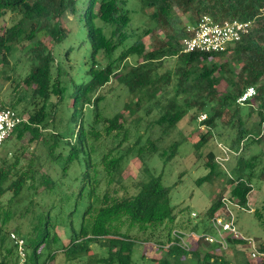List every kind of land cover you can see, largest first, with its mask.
Returning a JSON list of instances; mask_svg holds the SVG:
<instances>
[{
	"label": "trees",
	"instance_id": "1",
	"mask_svg": "<svg viewBox=\"0 0 264 264\" xmlns=\"http://www.w3.org/2000/svg\"><path fill=\"white\" fill-rule=\"evenodd\" d=\"M137 2L149 25L144 30L132 27L129 0H0V19L8 13L15 19L0 31V66L8 67L9 58L21 46L31 61L22 82L32 89L31 98L39 101L12 135L19 140L29 135V143L41 144L45 159L60 169L59 178L55 180L44 170L45 161L38 164L33 160L35 156L25 165L19 156H13L12 162L0 159V198L11 193L8 200L11 204L23 192L31 193L18 217L21 220L28 216L29 219L25 226L20 222L14 228L16 235L25 241L27 264H46L41 262L43 249L47 251L46 261L55 257L57 252L52 248L59 240L56 218L71 196L74 207L80 200H84L85 205L78 230H73L67 245L60 249L67 261L84 258V264H132L136 243L153 241L164 245L169 241L177 217L170 204L171 188L162 184L161 176L150 175L146 181L136 182V191L128 194L122 165L131 153L143 165L154 154L166 162L174 157L179 142H173L161 153L156 142L161 136H167L189 112H194V118L206 114L201 124L209 129L194 145L196 152L211 138L216 122L226 114L228 122L235 123L236 127L232 148L237 149L241 141L252 135L253 141L264 139V0ZM67 14L86 30L91 65L87 71L88 80L80 85L73 82L71 92L66 95V86L60 78L67 74L60 70L50 50L69 34ZM204 15L218 22H251V27L248 34L223 53H182L180 42L188 35L187 26H196ZM182 16L187 25L183 24ZM151 32H161L162 36L156 37L147 50L143 39ZM98 55L104 65L96 62ZM130 57H136L138 63L129 64ZM167 58H175L176 66L172 72L160 73ZM112 83L122 86L130 100L122 110L109 117L102 113L100 104L108 93L103 89ZM221 86H224L223 90H220ZM248 87L255 88L256 95L240 106L236 100ZM52 96L56 102H51ZM20 101L11 102L9 107L14 109ZM153 104L161 109L154 120L161 129L160 138L148 139L141 145V136H137L133 145L126 146L131 136L126 126L128 117L138 115L142 110L150 112ZM85 108L89 113L84 112ZM243 108H246V114L242 113ZM253 113L258 122L246 128ZM66 118L76 130L72 137L64 139L54 130L51 138L44 136L56 121L63 123ZM140 119L138 115L133 120L136 121L135 128ZM242 155L237 158L235 177L228 178L225 193L245 208L251 192V173L242 174V170L247 166L253 168L258 157L253 155L247 161ZM251 160L254 164L249 165ZM76 161L83 170L75 177L78 182L76 193L69 194L63 190V181ZM205 166L209 172L197 180L200 184L210 180L218 167L213 152L208 153ZM144 169L148 172L147 166ZM223 192L206 210L205 219L219 213ZM34 197H39L40 201L33 200ZM45 197L50 199L48 205L43 201ZM73 209L67 214L68 219L76 210ZM13 215L0 202V264H17L15 246L13 243L6 245L10 239L7 226ZM198 227L191 229L198 231ZM178 228L184 229V226ZM134 230L142 236H132ZM202 230H208V227ZM157 231L160 232L157 239L150 240ZM139 238L141 242H138ZM228 241L229 248L235 250L232 260L219 255L217 252L222 250L216 245L199 244L191 252L175 246L159 247L162 255L152 261L155 264H252L254 259L243 242ZM93 244L105 247L106 255L92 254ZM258 250L264 253V241L258 244ZM256 264H264V258Z\"/></svg>",
	"mask_w": 264,
	"mask_h": 264
},
{
	"label": "rangeland",
	"instance_id": "2",
	"mask_svg": "<svg viewBox=\"0 0 264 264\" xmlns=\"http://www.w3.org/2000/svg\"><path fill=\"white\" fill-rule=\"evenodd\" d=\"M128 8L131 10L132 27L144 30L149 28L147 19L139 11V4L137 0H129ZM11 14H7L0 19V31L9 26L15 19ZM72 15L67 14L66 21L69 34L67 38L60 44L53 45L51 47V53L56 62L59 63V68L65 76L62 75L60 78L61 82L66 86V95L72 90V83L82 84L88 80L87 71L91 65V50L86 39V30L84 27L75 23L72 20ZM184 25H187L186 19L182 16L181 18ZM77 22V21H76ZM66 23V22H65ZM96 24L100 23L96 21ZM188 28V26H187ZM186 28V29H187ZM162 36L161 32H151L148 36L144 37V43L147 50L154 44L156 37ZM23 45V44H22ZM24 47L26 44L23 45ZM25 50L19 46L14 54L9 58L8 67L0 66V102L4 106H11V102H16L18 99L21 100L18 105L13 106L15 111L26 119L29 113L37 107L36 102L31 98L32 89L23 84L24 77L28 74L31 61L27 59ZM101 57H96L97 63L105 64L104 61L100 62ZM136 57H130L128 59L129 64L138 63ZM163 67L160 69V73L166 71H173L176 66L175 58H167L163 61ZM55 70L53 76H55ZM174 84V81L171 85ZM110 86V88H109ZM224 86L220 87L223 90ZM103 90L108 91L105 100L100 104V109L105 116L111 117L118 111L123 109L126 102L130 100V96L127 91L119 85L110 84L107 85ZM66 98V96H65ZM55 97H51V102H56ZM66 104V103H65ZM84 112L89 113L88 108H85ZM161 109L155 104L152 105L150 112L145 113L144 110L138 113L141 117L138 121V126L135 128V122L138 115L128 117L126 126L130 129V141L126 146H131L136 140L137 136H141V145H144L148 139L153 141L157 140L161 136L160 127L154 124V120L159 117ZM246 112V108H243L242 113ZM203 114V113H201ZM246 114V113H245ZM243 114V115H245ZM242 115V116H243ZM194 112H189L177 125L170 131L167 136H161L160 141L156 145L159 148V153L163 150H167L170 144L173 142H179L176 154L167 162L162 159L159 155L154 154L148 159L145 165L135 157L134 153H131L126 157L122 165V178L127 188L128 194H133L135 190V183L138 181H146L150 175L161 176L162 184L165 187H170V204L174 208V213L177 215L175 220V227L184 226V229L191 228L192 226H199L198 231L208 227V219H205V212L209 206L215 201L218 194L227 192V181L229 177H235L234 170L237 168V158L245 153L256 155L258 158L255 161L253 168L251 166L244 167L242 174L251 173V192L249 193L248 206L247 208L251 212L240 210L237 207L233 208L235 226L238 232L244 236L252 237L256 240L257 244L264 241V139L260 141H253L252 135L245 141L247 144V150L237 156L232 153H228L227 156H222L220 149L217 147L221 144L233 152L236 148H232V140L236 133L235 123L228 122L229 116L223 115L220 120L216 122V128L211 130V138L196 152L194 145L199 141L200 137L205 135L209 130L206 126L198 123V116L194 118ZM127 118V116H126ZM244 118V117H243ZM67 119H64L63 123L58 121L52 125L44 136L51 138L53 130L57 132L64 139H68L75 134L74 124L68 123ZM258 118L256 114H251L248 119L246 128H250L256 125ZM136 129V130H135ZM253 134H256V129ZM252 139V140H250ZM262 141V142H261ZM245 146V145H244ZM45 149L41 144L29 143V135L24 136L22 139H17L15 134L10 136L3 143L0 149V159L5 158L8 162L13 161V156H19L21 163L25 165L33 156L36 163L40 164L44 162V170L53 179L57 180L59 177V167L51 162L49 159H45ZM209 152H213L215 155V163L217 168L214 176L203 183H198L197 180L206 176L209 169L206 168L205 163L207 161V155ZM245 155V156H246ZM216 157H227V161H216ZM247 158V157H246ZM249 161V159H247ZM254 164L251 160L249 165ZM147 166L148 172L144 169ZM252 169V170H251ZM83 167L79 162H75L70 168L68 176L63 181V190L66 193L71 194L77 191V179L82 172ZM149 174V175H148ZM237 176V173H236ZM63 192V193H64ZM30 192H23L20 198L15 199L11 204H8V200L11 193H5L1 198L0 202L3 208L10 209L13 212V220L7 226L8 234L14 233L15 226L18 223H23L25 226L29 217H23L19 220V213L26 205L29 200ZM228 194V193H225ZM32 199V195H31ZM70 201H66L68 205H64L63 212L59 217L56 218L58 227L56 232L59 236V240L52 250L56 251V255L53 260H45L46 250H42L43 257L41 262L44 261L46 264H84L86 259L82 258L75 261H67L64 254L60 252L63 246H66L69 242L70 236L73 230H78L82 211L84 209L85 201L80 200L76 207L74 204L73 196L70 197ZM33 200L40 201V198L34 197ZM44 203L48 205L50 203L49 197L44 198ZM60 206V204H59ZM73 211L71 219H68L67 214ZM58 209V208H57ZM38 210V209H37ZM194 213L197 217L191 218L190 214ZM202 226V227H201ZM160 232L157 231L154 237L150 240L157 239ZM164 233V232H163ZM132 236H142L141 233H137L135 230L131 232ZM164 236V235H163ZM162 237V236H161ZM141 239L139 238V241ZM6 245H12L10 239H7ZM158 245L153 241L146 243H136L133 251L132 264H155L152 260H158L162 251L158 249ZM107 249L105 247L93 244L91 246V253L97 254L98 256H105ZM219 255L232 260L234 258L235 250L231 248L217 252ZM263 257L257 258L252 261V264L260 261Z\"/></svg>",
	"mask_w": 264,
	"mask_h": 264
},
{
	"label": "built area",
	"instance_id": "3",
	"mask_svg": "<svg viewBox=\"0 0 264 264\" xmlns=\"http://www.w3.org/2000/svg\"><path fill=\"white\" fill-rule=\"evenodd\" d=\"M251 27V22H242L238 20H223L215 21L210 16L204 15L200 18L196 26H189L186 29L188 33L181 42V52L191 53H223L229 47L239 42L243 36L248 34ZM256 95V90L253 87L246 88L243 93L237 98L236 103L244 106ZM206 119V114H200L197 118L198 123H202ZM25 122L15 109L4 106L0 102V149L11 135L13 130ZM240 142L236 151L218 144L222 156H227L228 153L239 155L243 151L245 141ZM227 157H216V161H227ZM221 209L219 213L208 219V230L196 231L191 228H173L169 234V241L164 245H158L161 248L178 247L186 252H191L195 245H216L221 250L229 248V239L241 241L245 244L250 257L257 259L264 258V253L259 252L256 240L249 236L240 234L235 226L233 208L237 207L240 210L251 212L247 207H240L229 194H224L221 197ZM191 218L197 217L194 213L190 214ZM10 240L15 246L17 255V264H27V256L25 250V241L14 233L9 234Z\"/></svg>",
	"mask_w": 264,
	"mask_h": 264
},
{
	"label": "crops",
	"instance_id": "4",
	"mask_svg": "<svg viewBox=\"0 0 264 264\" xmlns=\"http://www.w3.org/2000/svg\"><path fill=\"white\" fill-rule=\"evenodd\" d=\"M244 145H245V144H244ZM246 150H247V146H246V148H245L244 151H246ZM245 155H246L245 153H243V155H242L244 160H246V159H248V158H250V157L253 156V154H248V155H246V156H245ZM246 157H247V158H246Z\"/></svg>",
	"mask_w": 264,
	"mask_h": 264
}]
</instances>
